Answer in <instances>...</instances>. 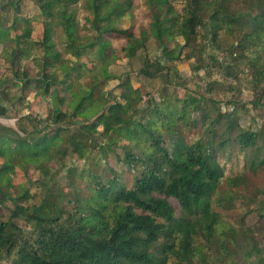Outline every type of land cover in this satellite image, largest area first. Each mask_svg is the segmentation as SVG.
Masks as SVG:
<instances>
[{
    "label": "trees",
    "instance_id": "16d2710c",
    "mask_svg": "<svg viewBox=\"0 0 264 264\" xmlns=\"http://www.w3.org/2000/svg\"><path fill=\"white\" fill-rule=\"evenodd\" d=\"M30 1L43 19L41 55L33 57L34 25L28 19L21 24L16 17L9 28L0 21V46L4 50L6 41L16 42L17 47L7 54L12 67L20 57L38 63L37 78L14 69L13 76L22 90L34 84L35 95H48L52 107L48 122L29 114L19 118L32 123L30 130L19 123L23 135L12 130L14 136L0 133V208L9 212L6 221L0 220V260L13 256L9 264H194L195 258L205 263L204 249L213 242L227 252L234 232L222 228L213 209L224 178L217 155L235 147L244 152L253 149L249 167L255 170L264 165L260 153L264 126L257 131L241 128L238 113L245 111L243 106L222 112L212 98L167 95L165 83L178 62L193 60L191 71L205 70L203 54L214 45L218 51H227L235 66L225 65L229 76L234 77L236 66L243 62L256 87L264 85V0H143L150 22L138 34L121 27L133 11V0H82L90 16L85 18L88 29L94 32L82 37L76 20L79 0ZM175 1L182 3L181 10H176ZM7 3L18 16L16 0ZM49 24L61 28L64 52L76 59L71 66L51 40ZM18 28L22 32L11 37V30ZM199 30L204 31L202 44ZM109 34L125 39L120 51L129 60L146 51L149 40L157 45L158 54L145 57L138 76L161 81L159 101L133 87L127 74L120 78L119 98L110 99L101 90L111 78L106 64L117 57L104 38ZM93 50L101 64L86 70L79 60ZM48 68L53 69L47 72ZM84 77L89 83L80 85ZM2 84L0 78V96L8 100ZM63 89L66 102L60 96ZM259 98L264 106V86ZM143 100L148 105L141 110ZM260 100L250 104L257 108ZM1 112L8 110L1 108ZM196 118L204 136L187 142L182 128L194 125ZM76 123L74 131L71 126ZM93 148L99 150L97 160ZM109 153L122 165L121 171L101 168ZM56 158L68 159L63 170L68 178L65 187L58 185L47 167ZM31 167L41 175L36 180L44 194L39 204L29 202L34 197L30 190H15L12 196L8 192L13 189L11 170L18 168L27 175ZM241 182V176L227 179L232 187ZM49 191H57L56 201L46 197ZM8 201L11 207L7 208ZM17 219L29 229L19 227ZM254 253L259 256L256 246L244 251L246 258ZM179 259L182 263L172 262ZM253 264H264V259L258 257Z\"/></svg>",
    "mask_w": 264,
    "mask_h": 264
},
{
    "label": "rangeland",
    "instance_id": "374dc122",
    "mask_svg": "<svg viewBox=\"0 0 264 264\" xmlns=\"http://www.w3.org/2000/svg\"><path fill=\"white\" fill-rule=\"evenodd\" d=\"M15 1V0H11ZM10 0H0V21L4 28H9L13 21L16 19L21 22L31 20L34 25L31 33L30 40L34 43L33 57H39L42 53V31L43 23L42 16L39 13L37 7L30 0H16V5L20 8V13L17 16L15 9L10 5ZM176 10H181L182 3L175 1ZM133 11L131 14L126 16L125 20L122 21L121 27L126 28L138 34L139 30L144 28L147 29L150 16L148 9L144 5L143 0H133ZM76 20L78 22V35L79 36H92L94 32L89 30V23H86V17L88 13L82 7V0H79L77 8ZM47 25V24H46ZM51 29L52 35L51 40L56 44V49L60 52L64 62H67L69 66L75 62V58L69 53L64 52V45L61 42L62 32L60 27L54 25H48ZM22 32L21 28L18 30H11L10 35L14 37ZM204 31L199 30L198 43L202 44L205 39ZM104 38L109 42V49L116 51L117 57L109 59L106 64V68L111 78L103 82L102 91L110 94V99L119 98L122 90L118 87L120 78L122 75L127 74L131 79L133 87L144 91H148L152 94V97L159 101L158 88L161 87L160 80L149 81L142 77L139 78V70L141 63L144 61L146 56H156L157 45L154 41L149 40L147 42V50L139 51L138 55L133 59H127L123 56L120 48L125 44V39L115 35H105ZM182 43V41H181ZM22 46V45H21ZM5 49L3 50L0 46V78L3 81L2 87L9 99L4 100L0 96V109L6 108L8 112L0 115V133L9 134V130L15 131L20 135L23 133L20 131L19 123H22L28 130L31 129V122L22 120L21 117L29 114L31 117L48 122V117L52 107L51 98L47 95H35L33 91L34 84L30 89L22 90L19 81L15 80L13 76L14 71H18L19 74L25 72L29 78H37L40 74V66L34 59L19 58L18 65L11 66L8 53L12 49L17 47L16 42L6 41L4 43ZM25 47V44L23 45ZM22 48V47H21ZM91 55H90V54ZM227 51H218L216 46L209 45L205 49L204 58L206 69L198 72H193L190 69L191 61H185L176 63L174 70L171 72L166 85V94L172 96H178L183 98L186 94L196 98H212L216 105L221 109L222 112H231L233 107L239 108L244 107L245 111L238 113V125L244 129H250L257 131L259 128L264 126V106H262L263 100H260L262 88L256 87V82L253 79L251 72L246 68L243 62L236 66L235 76L231 77L225 70V65L235 67L232 64V60L229 58ZM95 51H87L86 54L81 56L80 62L85 63L87 66L86 70L98 69L100 66V59L97 58ZM91 61V62H89ZM222 63V64H221ZM53 68H48L46 71L50 72ZM50 70V71H49ZM59 77H62L63 72L58 70ZM87 76L88 73H83ZM73 76H75L73 74ZM17 81V82H16ZM88 78H80L79 84H88ZM60 96L64 98L67 94L60 91ZM19 98H24L19 101ZM146 100V99H145ZM140 104V109L143 110L148 105L146 101ZM260 100V106L253 108L250 102ZM63 102H66L64 100ZM232 102V103H231ZM62 103V102H61ZM210 106L208 102L207 107ZM62 111H66L65 104L62 103ZM69 112V111H68ZM195 116V115H194ZM193 118V117H192ZM44 123V122H43ZM71 127L76 131L77 125ZM222 129L218 130V134ZM184 136L187 142H192L197 138L203 137V129L201 127V121L196 118L194 125H186L182 128ZM217 138V137H216ZM90 139L85 138V142L89 143ZM117 153H120V149H115ZM253 149H249L247 152L239 150L238 147L229 149L227 152L217 155V161L224 168V178L221 180L217 187L215 200L213 203V209L218 213L222 228L226 232H234V237L230 238L227 252H223L220 248V243L213 242L207 245L204 249V262L195 258L194 264H253L258 257L264 259V165L257 167L252 170L248 165L249 155H252ZM262 157L264 156V150L261 152ZM94 160H97L100 156L99 150L93 148ZM2 158H0V165L2 164ZM68 159L60 160L59 158L54 159L48 163L47 167L50 173L58 181V185L65 187L67 185V176L63 171ZM107 164L101 163V168L106 166L113 167L121 171L122 165L115 162L114 155L109 153L106 159ZM78 167L82 166V162L79 161ZM11 182L13 189L8 191L11 196L12 191H23L30 190L29 192L34 195V204H39L42 196L44 195L42 187L37 184V179L41 177L38 170L33 167L30 168L28 174L25 175L20 169L14 168L10 172ZM241 176L243 182L239 185L232 187L227 183L228 177ZM51 200H57V191L46 194ZM27 204V201L25 202ZM6 206L11 207L10 202H6ZM9 217V212L6 208H0V220L6 221ZM17 224L24 230L29 229L27 225L23 223L21 219H17ZM250 246H256L260 249L258 257L255 253L250 258H246L244 251ZM13 256L7 258L3 257L0 260V264H9ZM171 262V261H170ZM175 263H182V260H173Z\"/></svg>",
    "mask_w": 264,
    "mask_h": 264
}]
</instances>
